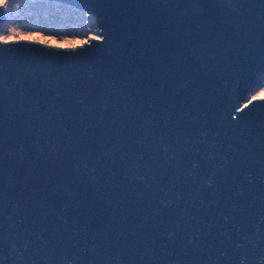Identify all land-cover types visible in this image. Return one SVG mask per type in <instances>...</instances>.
I'll use <instances>...</instances> for the list:
<instances>
[{
	"label": "water",
	"instance_id": "1",
	"mask_svg": "<svg viewBox=\"0 0 264 264\" xmlns=\"http://www.w3.org/2000/svg\"><path fill=\"white\" fill-rule=\"evenodd\" d=\"M48 1L100 34L0 41V264H264V0Z\"/></svg>",
	"mask_w": 264,
	"mask_h": 264
},
{
	"label": "rangeland",
	"instance_id": "2",
	"mask_svg": "<svg viewBox=\"0 0 264 264\" xmlns=\"http://www.w3.org/2000/svg\"><path fill=\"white\" fill-rule=\"evenodd\" d=\"M7 19L0 41H31L58 48H75L99 37L95 17L48 0H0ZM264 98V84L249 100Z\"/></svg>",
	"mask_w": 264,
	"mask_h": 264
}]
</instances>
